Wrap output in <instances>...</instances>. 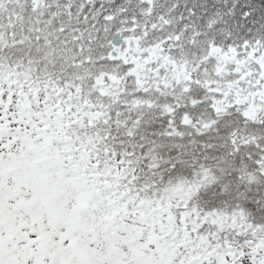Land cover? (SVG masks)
I'll return each mask as SVG.
<instances>
[{
    "label": "snow or ice",
    "instance_id": "1",
    "mask_svg": "<svg viewBox=\"0 0 264 264\" xmlns=\"http://www.w3.org/2000/svg\"><path fill=\"white\" fill-rule=\"evenodd\" d=\"M0 264H264V0H0Z\"/></svg>",
    "mask_w": 264,
    "mask_h": 264
}]
</instances>
